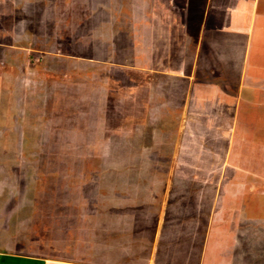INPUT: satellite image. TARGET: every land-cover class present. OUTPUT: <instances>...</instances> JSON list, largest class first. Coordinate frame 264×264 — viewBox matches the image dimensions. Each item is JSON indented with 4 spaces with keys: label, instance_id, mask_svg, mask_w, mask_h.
Listing matches in <instances>:
<instances>
[{
    "label": "rangeland",
    "instance_id": "rangeland-1",
    "mask_svg": "<svg viewBox=\"0 0 264 264\" xmlns=\"http://www.w3.org/2000/svg\"><path fill=\"white\" fill-rule=\"evenodd\" d=\"M159 2L0 0V254L24 264L94 262L92 247L73 250L71 239L95 237L96 197L124 198L138 188L128 184L126 165L191 161L187 150L179 159L174 151L177 123L160 122L152 143L145 124L128 119L136 115L128 90L142 98L144 38L153 45L168 32L182 37ZM257 159L264 167V150ZM143 171L150 176L130 179L175 174Z\"/></svg>",
    "mask_w": 264,
    "mask_h": 264
},
{
    "label": "crops",
    "instance_id": "crops-1",
    "mask_svg": "<svg viewBox=\"0 0 264 264\" xmlns=\"http://www.w3.org/2000/svg\"><path fill=\"white\" fill-rule=\"evenodd\" d=\"M158 6L169 26H180L183 37L190 25V35L172 39L168 32L153 45L144 38L142 98L128 90V111L136 114L128 119L138 117L151 142L158 124L171 119L178 124L176 156L187 150L191 161L172 168L127 164L125 176L175 174L129 177L138 188L128 187L124 198L96 197L95 237L80 233L73 241L68 233L73 250L92 247L94 262L51 257L43 264H250L257 253L251 264H264V167L257 161L264 150V0H160ZM243 156L252 162L241 163ZM0 264L24 260L0 254Z\"/></svg>",
    "mask_w": 264,
    "mask_h": 264
}]
</instances>
